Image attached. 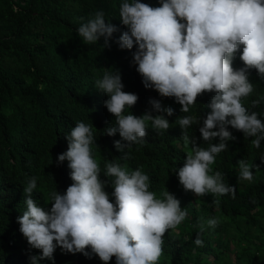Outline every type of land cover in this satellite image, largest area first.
Returning a JSON list of instances; mask_svg holds the SVG:
<instances>
[{"label":"clouds","instance_id":"1","mask_svg":"<svg viewBox=\"0 0 264 264\" xmlns=\"http://www.w3.org/2000/svg\"><path fill=\"white\" fill-rule=\"evenodd\" d=\"M159 5L123 0L119 16L127 31L115 43L121 50L135 48L133 63L144 87L160 97L173 98L182 113H189L198 97L211 95V112L206 119L185 115L176 120L188 149L183 167L176 173L185 192L197 198L211 194L212 203L219 205L220 197L231 194L234 199L236 195V187L225 183L223 174L213 173L212 168L228 142L236 140L229 127L242 132L246 139L253 138L256 149L264 141L261 114L249 112L243 103L254 94L250 70L255 69L264 80V0H159ZM118 31L106 23L103 11H97L77 29L85 45L103 39V48L111 47ZM238 54L244 67L236 69L233 63ZM96 88L109 97L104 107L115 117L114 125L103 132L109 137L119 133L121 140L114 141V147L125 153V159V149L146 143L149 125L157 132L170 129L166 117L173 116L174 109L164 107L160 100H151V110L142 116L129 111L139 97L124 91L119 70L113 73L106 69L102 79L96 80ZM262 100L264 96L253 100L252 106L258 107ZM193 124L199 125L207 148L189 137L187 130ZM217 138L219 143H213ZM66 139L68 149L57 161H68L73 183L64 193H49L50 207L40 206L33 198L36 177L24 188L26 211L17 223L30 247L41 253L30 256L31 264L44 259L55 264L57 248L65 254L96 256L103 264H110L113 257L116 264H159L163 237L169 230L178 232L188 216L187 208L182 209L180 200L169 190L157 198L150 191L149 176L139 168L129 170L127 165L108 161L104 165L107 180H102L100 164L93 155V148L99 147L93 125L76 122ZM238 167V180L252 183V169L258 170L259 165L241 159ZM108 186L114 189L111 195L105 191ZM198 223L202 233L205 222L201 219ZM218 223L216 218L206 221L209 228ZM195 244L203 246L199 234Z\"/></svg>","mask_w":264,"mask_h":264},{"label":"trees","instance_id":"2","mask_svg":"<svg viewBox=\"0 0 264 264\" xmlns=\"http://www.w3.org/2000/svg\"><path fill=\"white\" fill-rule=\"evenodd\" d=\"M158 7L159 0H140ZM123 0H0V264H31L30 256L41 255L32 249L20 232L17 218L26 211L24 188L30 178H37L33 198L40 206L50 207L49 193H64L73 181L68 161L58 164L57 157L68 149L66 136L76 122L93 125L99 147L93 155L101 167L108 161L127 165L129 170L142 169L150 178V191L162 198L169 190L187 208L188 216L174 234L166 232L163 255L159 264H264V141L261 147L252 146L253 138L229 127L236 140L228 142L227 150L216 157L213 173L219 171L225 183L236 187V195L219 198H197L185 192L177 171L183 167L188 149L181 138L182 129L176 123L181 116L195 115L206 119L211 112V95L198 97L189 113H182L173 98H163L155 90L146 89L133 63L132 50H121L115 40L126 27L122 25L119 8ZM103 11L106 23L119 31L114 33L110 48H103V39L85 45L77 29L82 23ZM242 52V49H241ZM236 69L244 67L237 59ZM122 74L124 91L137 94L138 103L129 111L142 116L151 110L150 101L160 100L172 107L174 115L166 117L171 126L166 132L147 130L146 143L133 144L131 150L117 151L114 141L119 133L109 137L103 130L115 123V117L104 107L109 97L96 88V80L104 71ZM254 94L243 103L249 112L260 113L264 122V100L258 107L252 101L264 96V80L255 69L250 70ZM156 115V113H153ZM218 130V129H217ZM187 133L198 146L208 147L199 125L193 124ZM218 144L219 139L213 141ZM244 159L253 167L254 181H239L238 161ZM105 191L111 195L114 189ZM114 202V198L113 201ZM210 218L218 219L215 228L207 227ZM205 222L201 233L199 221ZM203 246L195 244L197 235ZM90 251V250H89ZM55 264H103L96 256L63 253L57 248ZM39 264H53L44 259ZM110 264H116L113 257Z\"/></svg>","mask_w":264,"mask_h":264}]
</instances>
